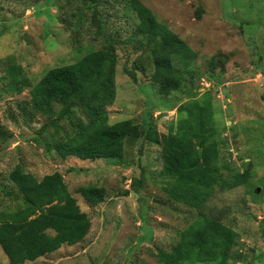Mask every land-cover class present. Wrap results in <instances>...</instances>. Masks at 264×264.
I'll list each match as a JSON object with an SVG mask.
<instances>
[{"label":"rangeland","instance_id":"obj_1","mask_svg":"<svg viewBox=\"0 0 264 264\" xmlns=\"http://www.w3.org/2000/svg\"><path fill=\"white\" fill-rule=\"evenodd\" d=\"M127 1L0 0V211L22 205L9 179L21 163L37 178L60 171L92 221L82 241L23 264H160L154 253L170 250L200 212L239 231L243 257L236 264H264V0H142L198 53L185 68L195 72L192 83L200 92L213 90L216 96V122L226 127L219 134L221 161L238 171L248 162L255 171L247 184L214 193L202 209L176 202L164 191L159 144L132 138L120 160L62 159L46 149L54 131L47 117L23 110V101L31 99L30 87L50 68L74 62L114 37L119 41L118 67L115 101L107 107L109 122L129 118L143 128L148 114L159 131H168L187 95L175 90L162 96L152 70L139 68L147 55L136 48L144 41L134 34L137 14ZM219 54L228 60L219 61ZM211 58L217 62L213 69ZM175 63L184 66L181 60ZM11 65L21 67L22 79H27L21 92L10 86ZM135 66L139 81L126 71ZM234 123L237 135L230 127ZM65 134L60 131L61 139ZM142 176L141 189L133 190L132 180ZM89 183L106 188L100 204L78 192ZM0 264H10L1 244Z\"/></svg>","mask_w":264,"mask_h":264},{"label":"trees","instance_id":"obj_2","mask_svg":"<svg viewBox=\"0 0 264 264\" xmlns=\"http://www.w3.org/2000/svg\"><path fill=\"white\" fill-rule=\"evenodd\" d=\"M127 4L137 14L134 34L144 41L136 48L147 55L141 57L145 61L139 68L152 70L151 79L162 96L175 90L187 95L177 106V116L168 131H159L148 114L143 128L129 118L109 122L107 107L115 101L118 67L119 41L114 37L101 48H90L74 62L50 68L30 87L31 99L23 101V110L47 117L54 131L53 137L46 141V149H54L62 159L74 155L82 160H120L126 140L132 138L159 144L163 158L160 175L166 181L164 191L176 202L202 209L214 193L247 184L255 171L248 162L244 171H238L221 161L219 134L226 127L221 121L216 122V96L213 90L200 92L199 86L192 83L195 72L185 68L198 53L159 21L142 0H128ZM93 17L98 20L97 14ZM228 58L219 54V61ZM176 60H181L184 66H177ZM209 62L213 69L215 58ZM12 67L10 86L21 92L27 79H22L21 67ZM126 71L131 79L139 81L137 66ZM147 110L148 113L149 107ZM236 125H230L235 135ZM61 130L66 132L62 139ZM9 179L18 188L16 196L22 204L15 211H0V244L10 264L36 260L64 244L74 245L88 234L91 218L81 209L60 171L37 178L19 163ZM143 181V176L134 177L131 188L139 191ZM78 192L94 205L103 202L106 196V188L95 183L79 186ZM6 194L13 192L8 190ZM240 244L239 231L217 216L200 212L179 233L170 250L160 248L154 255L160 264H236L243 257L238 251Z\"/></svg>","mask_w":264,"mask_h":264},{"label":"water","instance_id":"obj_3","mask_svg":"<svg viewBox=\"0 0 264 264\" xmlns=\"http://www.w3.org/2000/svg\"><path fill=\"white\" fill-rule=\"evenodd\" d=\"M258 189H259V187H258Z\"/></svg>","mask_w":264,"mask_h":264}]
</instances>
